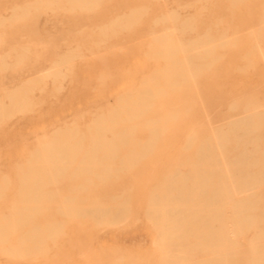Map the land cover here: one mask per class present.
I'll use <instances>...</instances> for the list:
<instances>
[{
    "label": "rangeland",
    "instance_id": "374dc122",
    "mask_svg": "<svg viewBox=\"0 0 264 264\" xmlns=\"http://www.w3.org/2000/svg\"><path fill=\"white\" fill-rule=\"evenodd\" d=\"M25 8L28 11L21 14ZM165 13L174 20L162 19ZM0 29V60L7 62L0 71V103L9 105L17 87L45 74L60 57L69 59L58 79L44 77L29 92L26 111L0 122V181H9L0 197V221L18 199V168L39 149L44 136L59 128L76 130L83 143L79 162L91 144L96 121L129 96L136 99L154 73L168 66L171 60L149 57L156 39L166 35L184 46L211 45L208 54L194 60L192 78L161 82L163 90L145 100L142 119L162 126L151 148L131 165L122 163L125 154L147 140V130L137 125L114 155L109 178L75 176L76 165L58 176L62 195L77 193L102 207L122 208L117 218L107 223L90 216L71 220L50 209L0 241V264L164 263L168 246L148 218L150 201L157 197L167 202L168 178L178 172L194 175L197 160L204 157L222 162L205 165L208 186L190 202L202 214L200 224L207 216L203 208L219 184L253 177L254 194L246 196L253 227L235 236L231 250L215 253L198 245L204 237L220 236L232 221L227 214L219 222L211 218L205 235L183 232L187 262L253 263L252 242L264 247V0H93L74 7L46 0H0ZM256 44L263 55L256 53ZM106 137L111 140L113 133L106 132ZM239 203L246 200L235 196L218 205L229 210ZM51 220L65 228L43 250H15L26 230Z\"/></svg>",
    "mask_w": 264,
    "mask_h": 264
},
{
    "label": "bare ground",
    "instance_id": "6f19581e",
    "mask_svg": "<svg viewBox=\"0 0 264 264\" xmlns=\"http://www.w3.org/2000/svg\"><path fill=\"white\" fill-rule=\"evenodd\" d=\"M92 1L46 0V2L54 4H67L68 7L84 6ZM27 11L28 8H25L21 14H25ZM13 16L16 19L18 18L15 13ZM162 19L172 22L174 16L171 13H165ZM170 29L175 33L173 27H170ZM1 33L0 29V38L3 37ZM254 37L256 38L255 35ZM225 42V39L220 40V44ZM147 48L149 49V47ZM210 48V44L184 46L177 39L166 35L156 39V44L151 48L149 57L171 60L170 63L165 69L154 73L153 79L148 82V86L141 89L136 99L132 95L129 96L118 107L108 111L96 121L90 136L91 144L79 162H76V157L81 153L83 143L82 136H79L76 130L59 128L49 137L44 136L39 149L34 151L27 162L18 168V199L14 202L11 214L0 221V241L14 234L19 228L30 224L31 220L38 214L50 209L71 220L83 216L94 217L105 223L115 220L121 213L122 208L102 207L93 201H85V198L77 193L62 195L56 185L58 176L68 168L76 165L72 170V174L75 176L94 174L102 180L109 178L112 173L111 161L117 151L121 149L122 141L133 134L137 125H141L147 130V140L145 143H138L137 149L134 148V151L125 154L122 159V163L131 165L135 157L143 154L154 145L157 133L162 129V126L158 125L156 121L142 119L148 107L145 100L151 96H157L163 90L162 87H159L161 82L170 84L179 76L192 78L196 71L194 60L204 57L208 54ZM255 51L263 55L258 44L255 46ZM178 52L182 54L180 57L176 55ZM68 60L67 56L60 57L59 60L53 62L51 68L45 74L31 80L26 85L17 87L9 96V105L0 103V122L14 112L26 111L30 104L29 92L34 88H38L44 77L53 76L58 79L62 67ZM6 63L5 58L0 60V71L6 67ZM162 122L165 124V119ZM108 131L113 133L111 140L106 137ZM221 162L220 158L213 161L207 159V157L200 158L196 162L198 165L194 175L178 172L170 176L166 182V190L171 195L168 201H171L174 207L170 206L168 201L162 202L157 197L151 199L148 218L159 232L160 240L168 246L162 264L188 263L186 259L188 242L185 236H181L182 233L207 234L212 227V224H210L211 218L219 222L227 214L232 219V221L225 224L219 233L220 236L204 237L199 242L198 248L210 250L213 253L221 248L223 251L218 252L231 250L230 246L237 242L235 236L253 227V216L250 212L251 203L250 199L246 197L254 194L256 181L253 177L233 178L230 180L229 185L219 184L216 193L210 198V203L205 204L203 208L207 212L204 224H200L199 219L202 218V214L197 212L196 205L190 204L192 200L203 194L208 186L209 176L206 174L205 165ZM219 181V183L222 182ZM8 184V180L0 181V197ZM188 185L191 187H188ZM85 189L86 187H83L81 190ZM235 196H241L246 200V203H239L238 206L229 210L224 205H218L221 202L227 203ZM55 202L56 206L52 208L51 204ZM229 211L230 214H228ZM111 213H114L115 216L108 215ZM240 215H243L242 219L239 218ZM64 228L63 223L52 220L31 227L21 235L15 250L22 254L30 253L34 249L43 250L46 242L55 240L64 231ZM252 243V264H264V247L257 241ZM193 264H217V261Z\"/></svg>",
    "mask_w": 264,
    "mask_h": 264
}]
</instances>
